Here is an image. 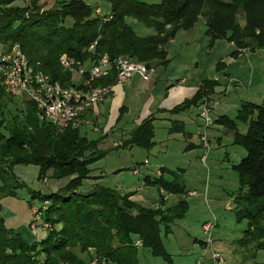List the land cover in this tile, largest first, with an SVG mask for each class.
Returning a JSON list of instances; mask_svg holds the SVG:
<instances>
[{"label": "trees", "instance_id": "16d2710c", "mask_svg": "<svg viewBox=\"0 0 264 264\" xmlns=\"http://www.w3.org/2000/svg\"><path fill=\"white\" fill-rule=\"evenodd\" d=\"M19 1L24 0H0V45H19L31 65L66 88L76 85L72 74L61 69L63 56L85 66L92 63L89 47L98 42L97 51L111 60L125 56L157 69V63L167 59L164 46L180 30L194 27L200 17L206 20L213 40H226L241 50L264 49V0H95L94 5L84 0H58L54 9L46 11L45 0H26L28 4L24 6ZM101 1L111 6L113 18L108 22L103 20L108 14H96L98 8L102 10ZM240 12L246 15L244 29L237 22ZM69 18L74 21L71 26L67 25ZM130 20L153 30L154 35H139ZM114 79L112 73L93 85L108 86ZM217 85V81L205 82L200 88L192 102L198 116L204 99L214 106L211 94ZM19 100L0 81V264H93L95 260L141 264L140 248L174 264L162 236L172 234L170 224L175 216H183L187 203L180 202L181 214L176 215L177 208H165L163 194L161 206L148 209L132 200L134 193H121L105 185L81 191L91 167L107 152L99 147V142L84 135L81 128L61 130L42 121L37 106L30 100H23L24 107L15 105L11 109ZM215 124L235 132V144L247 151L233 165L240 176V192L234 206L239 221H248L239 246L253 247L257 259L260 253L264 254V105L242 103L236 120L223 116ZM238 124H247L248 133L239 132ZM154 136L153 126L147 122L127 143L148 149L153 146ZM18 165L39 167L40 181L46 179L50 170L57 177L73 178L68 187L56 193L33 196L29 214L32 207L38 209L39 228L50 225L51 230H43L47 235L33 236L31 230L27 236L16 232L1 216L2 199L16 196L22 187L12 182L18 179L14 173ZM165 171L151 185L159 192H173L172 182L163 177ZM36 199L40 200L39 206ZM33 221L30 216L28 229ZM138 240L142 241L141 247L136 246ZM261 262L264 264V257Z\"/></svg>", "mask_w": 264, "mask_h": 264}, {"label": "rangeland", "instance_id": "374dc122", "mask_svg": "<svg viewBox=\"0 0 264 264\" xmlns=\"http://www.w3.org/2000/svg\"><path fill=\"white\" fill-rule=\"evenodd\" d=\"M24 1H19L18 4L27 5L28 1ZM57 1L45 0L43 2L44 10L54 9L57 6ZM84 1L89 5H94L95 2L94 0ZM100 5L104 15L111 12V6L108 2L101 1ZM241 12L237 22L244 29L246 15ZM92 17L97 18L95 14ZM73 23V19L67 20L68 26ZM130 23L139 35L153 33V30H148L136 21L130 20ZM198 26L197 31L200 32L202 21ZM198 34L202 35L204 32ZM217 42L216 52L209 53L210 50L206 48L204 52L199 54V58L202 59V70L207 67L204 79L214 82V77L219 76L220 83L225 84L224 74L218 71L219 64L215 67L213 65L216 60L221 61L222 58H226L227 53L232 48L226 41ZM255 51L259 50H250L254 55L250 61L248 59L251 53L240 65L231 68L232 76L235 75V78L240 79L237 90L231 86V91L228 94L233 95L221 100L219 107L221 113L228 115L227 117L231 120L237 119L238 107L242 105L241 103L250 102L264 105V50L260 51L261 53ZM203 64L206 66L204 67ZM233 71H238L239 76ZM215 81H219L218 77ZM23 100L25 99L12 104L11 109H15V105L24 107ZM133 103H130V106L136 107ZM137 111H141V107H138V110L135 109L136 114ZM213 113L214 106L212 107L211 118L215 122L217 118L216 114ZM201 124H204L202 119L199 120L198 125L191 124L186 131L187 134H191L189 136L187 134L171 135L168 125L157 123L154 132L157 146L153 143L151 148H145V150L135 147L111 153L91 167L81 191H86L88 188L94 189L96 185H105L124 193L130 186L143 185L149 169L148 175L155 180L162 177V174L158 173L159 171L166 169L169 172L171 170L174 172V178L169 173H165L163 176L167 182H172L173 188V192L164 194L165 208L167 210L177 208L175 214L178 215L181 214L180 208H178L181 206L180 202L183 200L187 203L186 212H182L183 216H175L170 224L172 234L166 236L164 233L162 236L168 252L173 257L174 264H216L213 259V252L222 256L223 262L219 264H262L263 253H260L259 257L255 259L253 247L245 249L239 246V241L243 238L248 227V221H239L235 213L234 202L240 192V176L233 170V165L239 163L247 155V151L235 144L232 130L216 124L213 126V131L210 129L206 133L210 139L211 151L207 161L202 162V150L188 149L191 147L190 141L202 145L201 136L204 135V130L200 128L199 125ZM238 130L247 134L249 127L247 124H239ZM225 131L227 135H225ZM98 137L100 134L90 132L88 138L96 139ZM14 173L18 179L12 181L13 185L18 184L22 187L17 189L16 196L8 195L2 199L3 211L1 216L5 219L6 225L16 232L26 233L31 230L33 236L37 234L47 235L48 233L43 231L45 230L43 229L44 226L39 228L40 212L38 209L32 207L33 209L31 208L29 214L30 203L34 195H51L68 187L73 179L72 176L60 178L56 176L53 170H50L47 172L46 179L40 181V168L34 165H18L15 167ZM177 186H179V192H176ZM145 191H141L146 193L141 194L143 198L148 201L161 202V199L156 196L157 192L154 188L150 186ZM35 204L39 206L40 200L36 199ZM30 216L35 221L28 229ZM33 223L35 228H32ZM207 224L213 227L210 234L204 230V226ZM209 237L213 245H207ZM83 258L87 261L86 257ZM139 259L142 264H166L162 259L153 258L147 250L141 248ZM108 264L113 263L108 262Z\"/></svg>", "mask_w": 264, "mask_h": 264}, {"label": "crops", "instance_id": "0c3cea01", "mask_svg": "<svg viewBox=\"0 0 264 264\" xmlns=\"http://www.w3.org/2000/svg\"><path fill=\"white\" fill-rule=\"evenodd\" d=\"M201 21L202 27L200 32H204V34L199 35L198 33L200 32L197 30ZM149 35H154V31L151 34L142 36ZM217 41L226 40H213L208 33L206 20L203 17L198 19L194 27L180 30L176 36L169 40L164 46L167 59L164 60L165 62L163 63H157L156 77L152 81L145 82L140 76L136 75L125 86L116 87L113 94L106 101L94 106L84 114V124L81 127L83 134L87 137H89L90 132L100 134V137L91 140L99 142V147L107 152V156L121 149L126 150L138 147L141 150H145L142 147L140 148L136 145L132 146L128 143H130L129 141L133 138L134 132L147 122L152 124L154 132L157 123H165V125L169 126L171 135L187 134L186 131L190 125H198L199 120H201L198 116V109L192 105V102L197 99L199 95L198 92L204 83L212 82L209 79H204L207 67L203 64L205 68L202 70V59L200 60L199 54L204 52L206 48L210 50L209 53L213 54L216 52V47L218 45ZM228 43L232 50L227 53V57L222 58L221 61L216 60L214 65L212 64L214 67L219 64L218 71L224 74L225 79V84L220 83L221 79L219 76H215L213 79L214 82H216L215 79L217 77L219 80L217 82L218 85L214 89V94H211V99L214 104V113L217 118L215 121L220 117L228 116L221 113L219 110L220 102L226 97L233 95L228 94L231 91V86L235 87V90H237L238 80L240 79L235 78V75L232 76L231 68L240 65L241 62L247 58V55L251 53L250 50H241L233 43ZM263 50L260 49L255 52L261 53ZM252 56L254 55L251 53L248 59L249 61L252 59ZM91 65L92 63L90 62L86 66L89 67ZM234 73L239 76L238 71ZM73 82L75 85L79 86L80 81L78 77H76L75 80L73 79ZM130 103H133L136 107L130 106ZM138 107H141V111H137L136 114L135 109L137 108L138 110ZM240 107H238V112ZM202 125L203 124L199 126L201 127ZM211 130L213 131L214 129L212 128ZM232 132L233 131H231V133ZM187 135L190 136L191 134ZM225 135H227L226 131ZM234 136L235 132H233V137ZM190 143L191 147L188 149L193 150L197 148L200 151L202 150V145L200 143L195 144L192 141H190ZM154 144L157 146L155 139ZM149 172L150 169L147 172L143 185H139L138 187L130 186L125 193H134L132 200L136 204L148 209H156L161 206V202L158 203L155 200L148 201L141 195L146 193L141 191H145L151 186V188L156 190V196L160 199H162L161 195H164L166 192L164 190L159 192L155 186L151 185V182H153L152 180L155 181V179H152L148 175ZM158 173L162 174L163 172L159 171ZM165 173L173 175L174 172L171 170L168 172L166 170ZM28 232L22 233L27 236Z\"/></svg>", "mask_w": 264, "mask_h": 264}, {"label": "built area", "instance_id": "2783aa9c", "mask_svg": "<svg viewBox=\"0 0 264 264\" xmlns=\"http://www.w3.org/2000/svg\"><path fill=\"white\" fill-rule=\"evenodd\" d=\"M96 14L103 16L100 8L96 10ZM112 18V13H109L103 20L108 22ZM97 45L98 42H94L89 47V52L92 55V65L89 67L67 56L60 59L61 69L72 74L74 80L78 77L80 81L79 86L68 88L53 81L50 76L31 65L19 45H14L11 48L0 45L1 84L12 97L34 102L38 109V116L42 121L50 122L61 130L70 127L81 128L84 124V114L94 106L106 101L116 87L125 86L136 75L145 82L152 81L157 75L156 68H149L147 65L135 62L125 56L111 60L107 54L97 51ZM112 73H115L113 84L108 86L93 85L95 81L107 78ZM211 113V103L208 99H204L199 111V117L204 121L200 127L204 130V135L201 136L202 162L207 161L211 151L210 139L206 135L214 125ZM47 205L48 203H45V207ZM39 219H41V214ZM33 226L34 223L32 228L36 227ZM49 228L48 224L43 227L45 230ZM212 228L209 224L204 226V230L208 234ZM209 244L213 245L210 237L207 240V245ZM136 246L141 247L142 241L138 240ZM213 259L216 264L223 262L222 256L216 252H213ZM93 264L108 263L106 260H95Z\"/></svg>", "mask_w": 264, "mask_h": 264}]
</instances>
